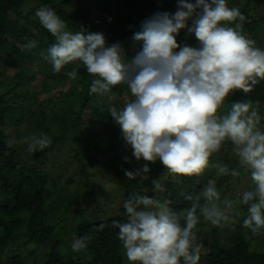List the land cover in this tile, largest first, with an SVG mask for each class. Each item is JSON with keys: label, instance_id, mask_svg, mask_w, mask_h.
Wrapping results in <instances>:
<instances>
[{"label": "clouds", "instance_id": "clouds-1", "mask_svg": "<svg viewBox=\"0 0 264 264\" xmlns=\"http://www.w3.org/2000/svg\"><path fill=\"white\" fill-rule=\"evenodd\" d=\"M177 4L174 13L157 12L141 23L131 37L134 55L130 59L121 43L108 45L103 33H73L46 6L35 12L55 37L42 53L54 73L75 64L65 73L75 80L83 66L94 77L89 94L108 101L116 98L115 86H127L132 98L122 107L108 103L107 113L137 161H160L173 176H201L213 167L218 175L238 177L237 169L210 164V158L230 143L239 167L255 185L239 200L221 201L215 182L209 181L199 194L186 195L190 206L179 211L167 201L131 193L122 204L126 221L111 225L119 229L129 264H200L197 226L201 217L214 227L231 228L240 217L237 205L247 206L242 226L254 236L264 234V116L251 101H234L224 110L231 95L247 94L264 80V48L244 34L246 17L239 8L229 7L227 0H177ZM183 29L194 34L197 46L177 42ZM24 47L35 48L36 41ZM23 142L29 153L44 151L52 143L43 132ZM149 172L145 163L125 175L147 180ZM152 184L156 191H166L159 179ZM104 228V224L94 226L92 233ZM92 233L74 240L72 250H87Z\"/></svg>", "mask_w": 264, "mask_h": 264}, {"label": "trees", "instance_id": "trees-1", "mask_svg": "<svg viewBox=\"0 0 264 264\" xmlns=\"http://www.w3.org/2000/svg\"><path fill=\"white\" fill-rule=\"evenodd\" d=\"M27 1L30 0H0V60L3 68L16 74V81H11L7 86L8 92L0 95V264H123L119 229L111 226L113 221H126L123 206L118 209L117 216L97 220L80 219L75 226V238H71L72 241L67 239L69 225H66L64 216L77 203L83 205L84 209L75 213L90 210L99 195L90 170L108 167L118 175L124 186V200L133 192L151 197L156 195L177 211L190 206L185 196L197 195L202 191L206 179L201 176L165 179L161 181L166 189L163 192L155 190L152 180L146 182L140 178L129 179L125 171L129 159L135 157L131 147L124 141L121 129L116 128L113 118L94 108L96 102L104 99L89 94L94 77L80 66L77 78L69 80L65 73L75 64L65 66L60 73H54L52 65L43 59L42 53L55 43V37L40 24L38 18L31 16L41 6L49 7L66 22L69 31L103 33L108 45L121 43L130 59L134 55L131 37L140 30L141 24L138 27L133 24V33L127 25L143 17L146 20L157 12L174 13L178 7L177 0H62L60 3L58 0H37L38 7L30 10L28 16H23L22 6ZM233 1L239 2L237 8L246 17L244 34L256 40L257 46L264 48V0H227V3ZM81 4L85 7H78ZM69 6L74 7L73 10L66 8ZM122 8L128 10L123 18H119ZM191 23L190 19L189 26ZM186 34V29L181 30L176 37L177 42L197 46L194 34H190L185 41ZM30 40L36 41L35 48L24 47ZM33 84L40 85L39 94L33 95L39 100L38 106L25 115L21 112L29 109L30 106L24 105L30 101V97H23L18 90ZM73 84L74 87L80 85V89L71 90ZM257 88H261V85ZM257 88L247 94L237 91L226 100L224 110L234 101L253 103L256 95H262L260 99L264 102V94H259ZM117 89L115 87L114 91L120 92L119 98L123 101L127 97L132 98L127 86ZM60 95L63 100H59L61 105L58 111L43 106L46 101L55 102ZM254 108L264 116V103ZM10 126L14 128L9 133L7 128ZM80 127L89 132L79 134ZM41 132L51 139V145L44 151L28 153L29 158L26 159L22 151L27 150V147L19 145L25 137L38 136ZM101 132L109 134V139H103ZM68 141L72 142L71 148L75 152L72 156L77 160L78 171L74 174L75 180L73 175L59 181L62 176L56 169L61 162L59 157H63V149L58 157L54 156L56 169H47L46 159ZM230 147L232 145L226 143L215 157L210 158L211 164L227 165L229 169H235L238 162L229 159V153L225 151ZM125 157L128 158L127 162ZM140 161L148 163L152 168L151 163ZM157 165L161 172L167 171L161 162L158 161ZM224 179L228 182L224 193L234 195L230 189L233 177L222 175L221 180ZM73 185L75 188L70 192L69 188ZM59 216H62L61 225L51 224L50 220ZM242 223L238 222L235 233L225 239L223 244L216 238V227L209 233L198 228V243L202 244L200 264H264V251L252 249L255 239L251 230L244 228ZM100 224H104L105 228L92 233L93 227ZM59 230L63 233L59 234ZM90 233L93 239L87 250L74 252L72 242ZM73 253L76 259L72 258ZM87 253L90 255L88 260Z\"/></svg>", "mask_w": 264, "mask_h": 264}, {"label": "rangeland", "instance_id": "rangeland-1", "mask_svg": "<svg viewBox=\"0 0 264 264\" xmlns=\"http://www.w3.org/2000/svg\"><path fill=\"white\" fill-rule=\"evenodd\" d=\"M62 0H58V2L60 3ZM39 5V1L37 0H30L27 1L23 4L22 6V14L23 16H28L30 10L37 8ZM239 2L238 1H233L230 4H228L229 7H239ZM78 7H82L84 8L85 6L83 4L79 5ZM69 8V10H73L74 7L69 6L66 7ZM127 8H122L121 11L119 12V18H123L125 12L127 11ZM37 18L35 15L31 16V18ZM143 17L141 19H137L136 21H134L133 23L128 24L127 26L131 28V33L134 32V29H132L133 24L135 23L136 26L138 27L144 20ZM21 23H23V20H20ZM34 32L36 35H38V32L34 29ZM88 34V33H86ZM190 34H186L184 40L187 41V38L189 37ZM2 60H0V95H3L4 93L8 92L7 86L9 83H11V81H16V74L14 72L8 71L6 68L2 67ZM261 85V88H257ZM124 85H119V86H115L118 89H120L121 87H123ZM114 87V88H115ZM113 88V93L115 94V100L113 101H108L107 98L102 97L104 99L99 100L98 102H96L94 104V108L96 107V109L98 111L104 112L105 114L107 113V105L108 103H113L118 107H122L124 101L122 99L119 98L120 96V92L118 91H114ZM254 88H257L258 90H260L259 94H264V84H262V81H260L257 85L254 86ZM253 88V89H254ZM71 90H79L80 89V85H75L74 84L72 86H70ZM117 89V90H118ZM18 91H21L22 96L29 98L30 97V101L25 104L24 106H30L29 109L24 110V112L22 111V114L27 115L31 110H33L34 108H36L38 106V102L39 100H37V97L34 98L33 95H38L39 91H40V85L38 84H33L32 86L30 85L29 87H25V88H20ZM261 96L259 95L253 99V107L255 105H262L264 102L261 101ZM6 99L8 98V96L5 97ZM62 95L57 97V100L54 101H46L44 103L43 106L46 107H50V108H55V110H59L60 105H61V101L59 100H63L62 99ZM129 97L126 98V100H128ZM21 100V99H20ZM19 99L17 101H20ZM262 103V104H261ZM259 113L261 114V111H259ZM108 116H110V114H108ZM104 121L102 123V125H104ZM262 124H264V121H262ZM14 127L10 126L7 128V131L10 133L12 132V129ZM116 128L119 129V126L116 125ZM85 128L80 127V129L78 130L79 134H85L86 132H89L88 129L84 130ZM24 130V129H22ZM101 137H103V139L107 140L109 139V134H104L103 132L100 133ZM19 147H28V145L24 142H22L21 145H19ZM72 142H66L62 147L57 148L56 150H54L52 152V154L49 156L47 162L48 164H46L47 169H56L54 168V164L53 162H55L54 156L58 157L59 154L61 153V150L63 149L64 154L63 157L60 156L59 158L61 159L60 164L58 165V168L56 169L58 171V174H60L62 177L59 178L60 180H63V177L66 179L68 177L73 176L77 171H78V163L77 160L75 159V157H73L72 155L75 153L72 150ZM75 147V146H74ZM225 151L227 153H229L228 158L229 159H233L235 162L237 161V158L234 156V153L232 151V147L230 148H226ZM22 152H24V155L26 156V159H28V151L27 150H23ZM217 154V153H216ZM216 154H214L212 157H215ZM47 158V157H46ZM51 158L53 159V161L51 162ZM65 159V160H64ZM158 162V161H157ZM157 162H155L154 164L151 163L152 168H150V172L148 173L149 179L146 180V182H150L151 180L153 181L155 179V177H159L158 179L160 181H163L165 179H169V180H173V179H180V176H173L170 175L168 173V170L165 172H161L160 168L157 165ZM160 162V161H159ZM128 168L126 169L127 171H135L138 168H141L145 163L142 161H137L136 159H129L128 161ZM211 164V162H210ZM235 169L239 170L241 172V175L238 177H233L231 183H230V189L234 192V195H230V194H225V190H226V186H227V180H221V176L222 175H218L217 171L215 168L213 167H209L208 169L205 170V172L203 173V175H201V177L205 178L206 181L203 184V188L207 185V183L209 181H214L218 190L221 193V201H223L224 199H232V200H239L240 198V194L244 191H248V190H252L255 185L253 184V182H251V177L250 174H245L243 172V169H241L239 167V165H236ZM64 175H63V174ZM54 175V173H53ZM76 175V174H75ZM75 175L72 177L75 180ZM90 176L92 178V181L95 182L96 186H97V190L99 195H97L96 199V203L93 204V206H91L90 210L86 211V212H81V213H75V211H80L84 209L83 205H79L77 203V205L74 206V208L69 211V214L67 213V215L64 216L65 219V223L66 225L68 224V229H69V235L68 238L70 241L71 238H75L77 230H76V225L77 223L80 221V219L82 218H88L90 220H97L98 218H107L110 216H117L118 215V209L120 207H122L123 201H124V186L121 185L120 181H119V177L118 175H116L110 168L108 167H95L93 169L90 170ZM139 178V177H137ZM136 178V179H137ZM144 180V179H141ZM145 181V180H144ZM75 188V185L72 186V188H69V191L72 192V190ZM203 190V189H202ZM201 192V191H200ZM198 192V194L200 193ZM97 193V194H98ZM72 194V193H70ZM230 195V196H229ZM155 198L156 195L154 196ZM89 203L91 202V200H87ZM238 210L240 211V217L238 218V222L239 221H243V218L246 216L245 215V206L244 205H237ZM84 216V217H83ZM61 217L59 216L58 218H52L50 220L51 224L54 225H61ZM74 223H73V221ZM238 223L234 226V227H225L223 229L221 228H217L216 229V238L223 244L225 243V239L231 237L236 229H237ZM198 228H200L203 232H213L214 230V226H211V224L209 222L204 221L203 219H200V223L197 226ZM59 234H62L63 231L59 230L58 231ZM58 234V235H59ZM253 238L255 239L254 244L252 245V249L256 250V251H264V234L262 235H257L254 236L252 235ZM246 239L248 238V235H246L245 237ZM261 239L263 240V242L261 241ZM70 246V245H69ZM121 252H122V256H123V264H129V261L127 260V257L125 255L124 252V248L123 246L121 247ZM66 253V252H65ZM69 256V255H68ZM76 255L73 253L72 254V258L76 259L77 257H75ZM90 259V255L89 253L86 254V260ZM85 260V261H86Z\"/></svg>", "mask_w": 264, "mask_h": 264}]
</instances>
